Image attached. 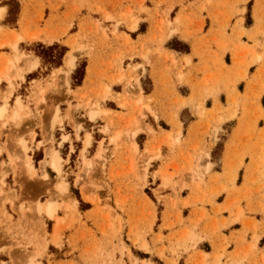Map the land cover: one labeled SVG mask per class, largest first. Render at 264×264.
I'll use <instances>...</instances> for the list:
<instances>
[{"label":"rangeland","instance_id":"rangeland-1","mask_svg":"<svg viewBox=\"0 0 264 264\" xmlns=\"http://www.w3.org/2000/svg\"><path fill=\"white\" fill-rule=\"evenodd\" d=\"M139 1V10L147 12L142 6L143 0ZM3 2L11 4L13 10L18 0H0V7ZM83 3L85 4L80 1L76 9L79 10ZM86 3L88 4V1ZM2 7L0 48H7L9 54L0 53V139L4 132H7V138L13 141L14 149L10 152L5 150L4 155V149L1 148L3 145L0 143V264H227L221 263L222 256L217 253L212 256V261L208 262L211 255L198 250L203 236L197 230H200L199 223L204 219L205 229L201 231L208 230L214 235L229 220L222 219L218 223L216 218L208 215L205 209L198 208L197 204H212L213 197L220 191H228V185L234 188L237 170L245 155L249 156L248 166L252 167V172H257L256 177L264 188V125L258 127V120L264 121V110L256 102L259 97L257 92L251 93L253 96L250 95L255 102L252 110H247L245 104L238 101L234 85L244 72L232 80H217L218 88H206L202 98L211 95L214 103H217V94L222 84L227 106L224 109L219 105L218 113L221 116L217 117V121L221 122L225 118L236 120L237 127L233 136L242 132L248 139L258 137L263 143L258 147L252 146L242 150L236 155V160L235 155H229L230 149L227 145L222 172L216 174L217 177L213 179L212 174H209L211 163L208 160V152L198 145L193 148L192 153L184 149L185 141L181 138V123L176 112H168L169 114L165 115L166 121H160L156 112L150 108V97H145L144 93L150 90L151 78L144 73L145 67L142 63L123 66L126 54L111 44L102 46L108 49L110 56L97 57L94 60L93 45L74 41L70 44L71 50L62 57L63 65L54 69L49 55L58 56L65 47L60 43L43 44V48L34 45L32 50L40 54V69L34 75L39 74L40 81L28 83L25 81V75L37 67L38 58L27 54L25 48L21 49L17 44L18 39L14 42L18 37L12 31L8 33L1 24L5 11V6ZM96 10L102 12L106 20L114 18L104 8L97 7ZM159 10L158 6L157 15ZM14 18V13L10 14L5 23L13 24ZM255 19L258 20L256 15ZM139 20L140 17L133 15V10L127 8L119 14L113 32L117 31L120 23L126 25L129 30H135ZM172 22L162 19L155 22L152 28L160 42L179 31V17L174 18L175 24L177 23L174 27ZM246 22H250L249 15ZM96 26L99 30L102 29L105 38L102 23L96 21ZM257 32L262 33L261 30ZM240 33L245 31L241 30ZM54 37V31L48 26L42 31V35L40 34V42H50ZM124 37L129 42V36ZM168 45L179 51L180 48H185L176 38ZM251 52L250 62L238 59L236 62L234 60V63L246 66L251 62L259 63L263 59L264 48L260 52L253 48ZM133 53L130 52L129 56ZM85 54L91 61L87 67L88 82L84 87L76 88L82 83V75L84 77ZM69 56L73 58V67L70 69L65 64ZM141 57L146 58V54ZM184 60L186 64L190 63L188 57H184ZM130 61L129 59L128 62ZM171 63L176 65L173 55ZM78 68L79 72L76 73ZM91 73H95V79H90ZM177 77L181 80L180 71ZM78 83L80 84L77 85ZM112 85L117 86L112 88ZM26 88L30 96L24 104L19 95L21 92L25 93ZM14 93L17 96H14ZM13 97L15 99L11 106L10 100ZM193 98L194 90L191 89L189 99ZM30 100L35 105L33 111L29 106ZM16 101L20 102V107ZM202 103L200 100L196 108L201 109L198 111L200 116H205L206 111ZM105 104L120 111L106 108ZM149 114L152 116L150 119L147 118ZM98 117H107L110 128L115 130L109 138L113 149L106 150L100 142L95 153L94 148H91L90 153L85 154L91 141L90 133L86 132L82 148L80 149L79 142H74L71 150L74 149L75 154L63 169V158L58 148L68 140V134L65 133H70L74 127L78 137L86 118L94 121ZM64 119L69 124L65 127L62 126ZM181 119L185 120L183 115ZM33 120L40 123L43 139L50 142V146L43 152L35 151L34 154L22 135L11 137L10 127L6 130L8 124L12 123L18 128ZM57 126L61 129L56 130ZM84 127L90 129L88 125ZM210 129L211 124H208L203 135L207 136L209 133L213 141L218 137L219 126H214L212 132ZM60 131L61 139L58 133ZM102 132L107 133L108 127H103ZM30 134L33 139L32 129ZM59 139V147H54L58 146L56 141ZM136 140L140 145L144 142L140 153ZM41 144L42 141L37 142V147ZM220 148L221 142L214 149V158ZM54 150L59 157V173L49 162ZM62 153H65V149H62ZM154 160L158 161V164L154 163V166L150 167V162ZM9 172L13 173L11 179ZM218 176L222 177L224 183L214 187L209 185L214 184ZM249 181L250 172L243 176L244 184ZM16 186L19 188L18 195L14 190ZM47 201H50L55 209L51 217L44 210ZM185 206L191 207L192 217L183 219L180 210ZM229 208L230 202H227L225 205H217L213 210L219 213ZM199 209L201 212L199 217H196ZM184 213L187 214V211ZM242 214V209L238 207L232 220H240ZM161 218L163 225L172 231L167 237L170 247L161 246L155 253L148 240L149 235L157 231L155 224L162 223ZM186 222L189 225H186ZM247 224L255 229L254 221H247ZM70 231L74 234L70 235ZM158 231L157 241L162 243V235L160 230ZM253 238L257 239L255 233ZM247 246L253 250L255 243H248ZM201 247L206 249L208 246L202 244ZM178 249L188 254L185 261L180 259ZM225 250L226 246L223 245L222 254H225Z\"/></svg>","mask_w":264,"mask_h":264},{"label":"crops","instance_id":"crops-1","mask_svg":"<svg viewBox=\"0 0 264 264\" xmlns=\"http://www.w3.org/2000/svg\"><path fill=\"white\" fill-rule=\"evenodd\" d=\"M80 1L85 2V4L83 3L77 10L76 7H78ZM140 3L139 0H18L16 8L12 10L11 4L3 2L1 5L5 6V11L1 24L8 33L12 31L18 37L14 42L16 43L18 39L17 44L21 49L25 48L27 54L38 58L37 67L25 75V81H28V83L40 81V75H34L40 69V57L32 50L34 45L40 43L44 45L60 43L66 48L63 57L71 50L70 44L74 41L84 45H93L95 48L92 52L94 60L97 57L110 56L108 49H104L102 46L111 44L115 48H120L126 54L123 66L125 64L142 63L145 67L144 73H147L151 78L150 90L144 93L145 97H150V108L156 112L160 121H166L165 115L169 114L168 112H176L177 119L181 123V138L185 141L183 144L184 149L192 153L193 148L198 145L206 150L209 154L208 160L211 163L209 174H212V178H215L217 177L216 174L222 172L223 157L227 145L230 149L229 155H235L234 159L236 160L242 150L252 146L258 147L259 144L263 143L258 137L248 139L242 132L238 133L237 136H233V132L237 127L236 120L230 121L225 118L221 122L217 121V117L221 116L218 113L219 105H222L224 109L227 106L226 93L222 84L217 94V103H214V98L211 95L202 98V94L206 88H218L216 85L217 80H232L244 72V75L238 77L234 85L238 93V101L240 104H245L247 110H252L255 107V102L251 93L257 92L259 97L256 102L264 110V55L259 63L251 62L246 66L238 62L234 63V60L236 62L238 59L250 62L252 59L251 50L254 48L256 52H260L264 48V0H143L142 6L147 9V12L139 10ZM158 6L160 10L157 15ZM97 7L104 8L114 18L112 20L104 19L103 13L96 10ZM127 8L133 10V15L140 17L135 30H129L126 25L120 23L117 26V31L113 32L119 14L126 11ZM12 13L15 15L13 24L5 23L6 18ZM248 15L250 17L249 23L246 22ZM255 15L258 20L255 19ZM176 17L180 19L177 25L179 31L160 42L159 37L155 36L156 34L152 28L155 22L159 19L170 20L173 21L172 27H174L177 24L174 22ZM96 21H100L104 26L105 38L102 29L97 28ZM80 24H82V27H80ZM48 26H51L55 37L50 42H40L42 40L40 34L42 35V31L44 32ZM241 30L245 33L239 34ZM257 30H261L262 33H258ZM94 31L97 33L94 34ZM85 33L87 34L85 35ZM124 35L129 36V42ZM174 38L186 44L187 50L179 51L169 47L168 43ZM130 52H134L131 57L129 56ZM0 53L7 55L9 50L0 48ZM144 53L146 58L141 57ZM171 55L174 56L176 65L171 63ZM184 57L190 59L189 64L185 63ZM129 59L130 62H128ZM85 60L84 77L82 83L76 88L84 87L88 82L87 67H89L91 61L87 55ZM62 65L63 59L62 64L58 67ZM153 70L154 76H152ZM178 71L182 74L181 80L177 77ZM90 75V79L96 78L95 73ZM114 86L117 85H112V88ZM191 89L194 90V98L190 100ZM25 90H27L25 93L20 91L21 94L19 95L24 104L26 98L30 96L28 89ZM250 95L252 96L250 97ZM14 96L17 95L14 93ZM14 99L15 97L10 100L11 106ZM200 100L203 101L202 105L206 111L205 116H200L198 111L201 109L196 108ZM28 102L33 111L35 108L34 102L31 100ZM38 107L40 109V105ZM104 107L113 111H120L118 108H112L106 104ZM59 109L61 115L60 105ZM182 115L185 118L184 121L181 119ZM224 115H227V111L224 112ZM147 118L150 119L152 116L149 114ZM107 119V117H98L96 120L90 121L86 118L78 137H76L74 127L70 133H65L68 134V140L61 144V148H58V143L62 132H58L60 139L56 141L58 146L54 145V147L58 148L63 158V169L70 163L72 155L75 154V150H71L74 142H79L80 149L82 148L86 132L90 133L91 141L85 154L88 155L91 148H94L95 153L100 142L106 150L113 149V143L109 142V138L115 130L110 128ZM48 122L49 118L46 120V125H48ZM208 124H211L212 129L216 125L219 126L220 132H217L218 137L213 141L209 133L207 136L203 135ZM65 125L69 124L64 119L62 126L65 127ZM84 125H88L90 129H85ZM263 125V119H259L258 127ZM105 126L108 127L107 133L102 132V128ZM6 127V130H9L10 127L11 137L22 135L27 140L32 149V154L35 151L43 152L45 148L50 146L49 140L43 139V134L40 132V123L37 120L27 121L18 128H15L12 123ZM31 129L34 132L33 139L30 134ZM58 129L61 128L57 126L56 130ZM212 129H210V132H212ZM162 130L167 131L169 129ZM96 135L98 136L96 137ZM7 136V132H4L0 139L4 155H6L5 150L10 152L14 149L13 141ZM139 137L140 134L137 135V139ZM40 141H42V144L37 147V142ZM136 142L140 153L141 145H144V142L141 145L137 140ZM219 142H221V148L217 157L214 158L212 154ZM62 149H65L64 154ZM154 163L158 164V161H151L150 167L154 166ZM248 165L249 156L245 155L242 165L237 170L234 188L228 185L226 189L228 191H220L213 197L212 204H197L198 208L205 209L208 215L216 218L218 223L222 219L229 220L214 235L210 234L208 230L201 231L205 229L204 219L199 223L200 230L197 231L201 233L203 239L198 244V250L211 255L208 262H211L212 256L217 253L222 256L221 263L264 264V188L260 186L259 178L256 177L257 172H252V167ZM249 172L250 181L244 184L243 176ZM207 176L208 174L205 179H207ZM9 177L10 179L13 178L12 172H9ZM221 183H224V180L221 176H218L217 181L214 184L209 183V185L214 187L221 185ZM14 190L18 195L19 188L16 186ZM227 202H230L229 209L221 210L219 213L214 212L213 208L217 205H225ZM238 207L242 209L243 214L240 220H232ZM185 211H187V214L184 213ZM180 212L183 219L192 217L190 206L182 207ZM200 212L201 209L197 211L195 216L199 217ZM247 221H251V223L254 221V230L251 225L247 224ZM161 222L158 225L155 224L157 231H153V235H149L148 240L155 253L161 246L170 247L167 237L172 234V231H169L163 225L162 218ZM185 224L189 225L188 222ZM158 230L162 235V243L157 241ZM253 233L257 235V239L253 238ZM69 234L74 233L70 231ZM173 241L174 239L172 243ZM251 242L255 243L253 250L247 246ZM202 244H206L208 247L204 249L201 247ZM223 245L226 246L225 254H222ZM177 252L180 259L185 261L188 254L181 249H178Z\"/></svg>","mask_w":264,"mask_h":264},{"label":"bare ground","instance_id":"bare-ground-1","mask_svg":"<svg viewBox=\"0 0 264 264\" xmlns=\"http://www.w3.org/2000/svg\"><path fill=\"white\" fill-rule=\"evenodd\" d=\"M2 12H3V7L1 6L0 7V17H1V15H2ZM66 61V65H67V67L70 69V68H72L73 67V58L71 57V56H69L68 58H67V60H65ZM17 103V105H18V107H20V102L19 101H16ZM1 110V109H0ZM95 112V111H94ZM94 112H93V114H94ZM92 114V113H91ZM90 116H92L93 117V115H90ZM88 139V138H87ZM88 143V141L86 140V143L85 144H87ZM99 154H101L100 152H99ZM49 162H50V164H51V166H52V168L57 172V173H59L60 172V162H59V157L57 156V152L54 150L53 152H52V154L50 155V159H49ZM85 191V190H84ZM83 191V192H84ZM87 194V193H86ZM86 198V197H85ZM75 202V200L73 199V203ZM44 210H45V212L47 213V215L48 216H52V214H53V212H54V207H52L51 206V202L50 201H47L46 202V204L44 205ZM32 264H39V263H32Z\"/></svg>","mask_w":264,"mask_h":264},{"label":"trees","instance_id":"trees-1","mask_svg":"<svg viewBox=\"0 0 264 264\" xmlns=\"http://www.w3.org/2000/svg\"><path fill=\"white\" fill-rule=\"evenodd\" d=\"M54 45H56V44H54ZM53 45V46H54ZM183 46H185V48L184 49H181L180 48V50L181 51H186L187 50V45L186 44H184L183 43ZM37 47H41V48H43L44 46H43V44H38L37 45ZM47 49H51V48H47ZM65 50H66V48H64V51H62L61 53H59L58 54V56H55V55H49V57L52 59V61H51V63L52 64H54V66L55 67H58V66H60L61 65V59H62V57H63V55H64V53H65ZM38 56H40V54H38V53H36ZM79 72V68L76 70V73H78ZM82 78H83V75H82V77H81V79H80V83H81V81H82ZM78 80V79H77ZM80 83H78L77 85H79ZM80 202H81V200H79ZM82 203V202H81Z\"/></svg>","mask_w":264,"mask_h":264}]
</instances>
